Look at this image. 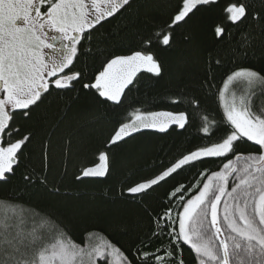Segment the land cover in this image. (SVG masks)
I'll return each mask as SVG.
<instances>
[{
    "label": "snow or ice",
    "instance_id": "snow-or-ice-1",
    "mask_svg": "<svg viewBox=\"0 0 264 264\" xmlns=\"http://www.w3.org/2000/svg\"><path fill=\"white\" fill-rule=\"evenodd\" d=\"M203 12L217 13L212 47L191 54L197 62L203 55L209 90L216 71L225 70L214 92L220 120L209 119L197 93L172 95L176 110L133 108L98 149V162L75 179L111 175L114 147L137 133L186 129L196 119L206 137L226 130L158 174L125 180L121 196H148L206 159L219 160V170L199 172L195 184L178 183L162 211L144 207L150 227L130 247L97 230H86L78 243L55 213L18 195L0 196V264H264V63L253 61L257 52L264 57V0H0V183L31 159L30 146L53 108L66 117L88 104L86 123H99L97 105L122 106L143 79L163 80L177 30L193 45ZM89 57L102 58L91 74ZM73 142L64 145L69 156ZM245 142L255 151H239ZM52 146L41 138L38 165L23 180L59 196L49 178Z\"/></svg>",
    "mask_w": 264,
    "mask_h": 264
},
{
    "label": "trees",
    "instance_id": "trees-1",
    "mask_svg": "<svg viewBox=\"0 0 264 264\" xmlns=\"http://www.w3.org/2000/svg\"><path fill=\"white\" fill-rule=\"evenodd\" d=\"M216 15V12L200 14L193 45L185 44L181 36L184 30L178 29L175 50L166 54L168 74L165 78L158 82L143 79L138 89L128 94V99L122 106L97 105L96 112L102 117L99 123H86L89 118L84 113L91 107L88 104L74 108L66 117H62L53 108L48 127L30 146L31 159L25 160L16 169L8 183H0V196L18 195L30 205L55 213L68 226L72 238L78 243L86 230H97L114 243L125 247L132 246L150 227L149 219L142 210L144 207L162 211L161 205L167 203V194L174 186L178 183L195 184L201 179L197 175L199 172L219 170L220 161L206 159L194 167L179 170L178 174H173L166 182H161L155 191L143 198L121 196L125 180H139L158 174L189 151L218 140L226 129L221 126L211 137H206L199 130L201 121L196 119L186 129L174 126L167 133L150 130L137 133L126 144L114 147L116 166L111 175L105 178H86L83 181H77L75 177L84 167L98 162V149L102 150L104 142L118 127L117 121L127 119L133 108L151 111L176 110V106L168 102L172 95L180 92L197 93L206 99L205 108L209 119L220 120L214 92L215 87L221 84L225 70L216 71L213 87L209 90L204 81L203 55L197 62L191 54L193 47L198 48L202 54L212 47L210 28ZM105 27L111 28L112 25ZM101 59L88 58L89 74L100 69ZM80 60L76 65L78 68L83 65L84 57ZM253 61L264 63V57L257 52ZM69 137H74L70 156L64 149ZM41 138L52 141V168L49 178L60 187L59 196L28 187L23 180V176L32 171L33 165H38ZM238 150L247 153L255 151V146L245 142L239 145Z\"/></svg>",
    "mask_w": 264,
    "mask_h": 264
}]
</instances>
